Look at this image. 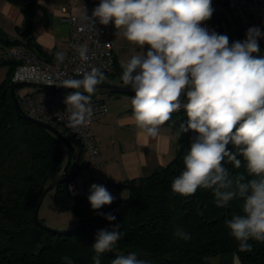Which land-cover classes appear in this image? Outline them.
Listing matches in <instances>:
<instances>
[{"label":"clouds","instance_id":"9594fccd","mask_svg":"<svg viewBox=\"0 0 264 264\" xmlns=\"http://www.w3.org/2000/svg\"><path fill=\"white\" fill-rule=\"evenodd\" d=\"M213 11L212 0H99L86 18L93 24H112L116 35L143 49L121 64L122 83L135 92L132 119L142 134L157 137L173 113L183 108L186 114L175 135H194L172 191L189 196L199 188L209 189L217 207L241 200V212L225 224L239 251L251 252L250 240L264 242V56L253 55L260 51L258 40L264 32L252 26L243 41L230 43L226 34L202 26ZM77 51L88 60L86 47ZM63 58V53H56L57 61ZM105 79L99 68L92 67L82 78L62 82V87L77 90L64 98L69 126L89 122L91 97ZM238 157L243 158L245 171L233 174L224 164L240 169ZM89 192L93 210L115 199L103 185L94 183ZM98 214L109 222L116 220L112 213ZM120 227L113 224L97 231L93 264H101L100 256L111 252L122 238ZM174 235L191 239L179 228ZM63 260L73 264L70 256ZM111 264L149 262L129 252L117 254Z\"/></svg>","mask_w":264,"mask_h":264},{"label":"trees","instance_id":"16d2710c","mask_svg":"<svg viewBox=\"0 0 264 264\" xmlns=\"http://www.w3.org/2000/svg\"><path fill=\"white\" fill-rule=\"evenodd\" d=\"M6 1L20 9L23 20L16 27L18 37L12 38L0 28V47L7 52L11 47L24 46L38 57L55 61L34 41L32 30L38 0ZM84 1L94 8L99 3V0ZM207 22L218 34H226L230 42H234L235 36H241L238 26L231 35L215 11ZM258 43L260 51L253 55L264 56V38ZM17 64L18 61L0 55V66H6L0 80V264H65L64 256H70L73 264H93L96 233L102 228L110 229L113 224H120L124 235L112 250L115 255L107 252L100 256L101 264H111L117 254L129 252H136L139 259L149 264H206L208 257L221 252H235L241 264H264V242L250 240L253 250L240 252L238 242L225 224V220L241 212V200L234 199L226 207H217L209 189L199 188L189 196L172 191L171 184L184 168L182 158L194 135L191 132L175 135L179 124L186 120L183 108L165 123L176 139L175 156L148 175L124 183H106L103 186L127 188L128 195L115 197L112 204L93 210L87 199L89 191L72 195L68 188L83 165L82 144L55 124L77 148L78 156L71 165V154L54 133L16 111L10 89ZM117 86L97 89L116 95H135L131 87ZM238 158L242 160L240 169L224 164L233 174L245 171L243 158ZM53 180H56L53 187L57 209L69 211L77 218V224L63 230L50 229L39 216H34L45 189ZM98 212L112 213L116 220L109 222ZM178 228L190 234L191 239L175 236Z\"/></svg>","mask_w":264,"mask_h":264},{"label":"crops","instance_id":"0c3cea01","mask_svg":"<svg viewBox=\"0 0 264 264\" xmlns=\"http://www.w3.org/2000/svg\"><path fill=\"white\" fill-rule=\"evenodd\" d=\"M62 5H70L74 13L79 12V5L74 0H38L34 16V41L46 55L56 59V53L61 52L64 58L68 55L67 40L70 25L63 20ZM23 15L20 9L6 0H0V28L10 37H18L16 27L22 23ZM202 26L214 31L213 26L202 22ZM113 39L114 71L105 74V83L124 86L121 81V64L131 56L143 52V49L131 44L121 36L116 35V29L110 24ZM145 51L147 46H145ZM37 52V51H36ZM37 54V53H36ZM0 55H6L0 47ZM126 87V86H124ZM92 99H103L107 104L106 114L92 122L94 142L98 154L91 158L84 149L83 165L72 180L78 192L89 191L92 184L124 183L128 179L145 176L153 172L156 166L168 163L176 153V139L169 125L160 127L157 137H147L136 127L132 119L131 94H113L106 90H98ZM108 95V97L105 96ZM107 190L119 197H125L126 188L113 184ZM206 264H241L235 252H221L207 258Z\"/></svg>","mask_w":264,"mask_h":264},{"label":"built area","instance_id":"2783aa9c","mask_svg":"<svg viewBox=\"0 0 264 264\" xmlns=\"http://www.w3.org/2000/svg\"><path fill=\"white\" fill-rule=\"evenodd\" d=\"M74 1L79 5L78 13H74L70 5L61 6L62 18L70 25L66 58L62 61H50L38 57L35 52L24 46L11 47L6 55L18 61L11 77L13 83L59 85L67 79L82 78V73L92 67L99 68L104 74L111 70L114 53L110 24L105 26L98 21L93 24L86 15L91 16L94 7L84 0ZM212 7L227 20L228 24L225 25L231 35L236 33L237 26L240 28L241 36H235L233 41H243L247 29L252 26H258L264 32V0H212ZM80 46L87 48V61L82 60L78 54L77 48ZM73 91L74 89L69 88L37 87L31 93L17 96V99L25 112L66 129L82 144L89 156L95 158L98 147L94 142L91 125L106 114L107 104L103 99L91 98L93 115L89 122L84 126H69L64 98ZM70 186V193L76 195L78 190L71 182L68 183L69 189Z\"/></svg>","mask_w":264,"mask_h":264},{"label":"rangeland","instance_id":"374dc122","mask_svg":"<svg viewBox=\"0 0 264 264\" xmlns=\"http://www.w3.org/2000/svg\"><path fill=\"white\" fill-rule=\"evenodd\" d=\"M5 72H6V66L1 65L0 66V80H2V78L4 77ZM36 89L37 87L35 86L21 85L16 89L15 93H16V96H20V95L31 93L35 91ZM80 91H82V89ZM95 93L92 95V97H95L96 95ZM105 96L108 97V95L106 94ZM54 194H55V189L54 187H52L45 192L41 200L39 211H38V216L39 218L42 219L43 224L50 229H56V230H63V229H66L68 227H71L77 224V218L71 212L69 211L60 212L57 209L55 205V201H54ZM127 195H128V190L126 191L125 195H122V196H127ZM114 197H119V195H114Z\"/></svg>","mask_w":264,"mask_h":264},{"label":"water","instance_id":"95a60500","mask_svg":"<svg viewBox=\"0 0 264 264\" xmlns=\"http://www.w3.org/2000/svg\"><path fill=\"white\" fill-rule=\"evenodd\" d=\"M218 17L224 22V24H226V25L228 24V22L224 18V16L218 14ZM21 85H30V86H35V87H60V88H66V87H62V84H59V85H45V84H38V83H33V82H16V83H14L12 85V87L10 89V93H11V96H12L13 101H14L15 109L19 113V115H21L23 118L30 119V120L36 122L38 125L46 128L49 131H51L52 133H54L55 136L58 137V139H60V141L66 147L67 151L71 154V156H72V163H74L76 161L77 156H78V154H77V148L69 140V138L64 133H62V131L59 128H57L54 124H52L50 122H47V121H44L42 119H39V118H37L35 116H32V115H30L29 113H27V112H25L23 110V108L19 104L18 99H17V96L15 94L16 89L19 86H21ZM115 87H118V86L117 85H114V84H110V83H101L100 85L97 86V88H102V89H112V88H115ZM123 88L129 89V87H123ZM66 170H67V166L64 167V171H66ZM55 182H56V180H53L47 186V188L45 189V191H44V193L42 195V198H43L45 192L54 186ZM42 198H41V200H42ZM41 200L39 201V203H38V205L36 207L35 214H34L35 218H38V211H39V207H40ZM108 253L110 255H115V253L113 251L108 252Z\"/></svg>","mask_w":264,"mask_h":264}]
</instances>
